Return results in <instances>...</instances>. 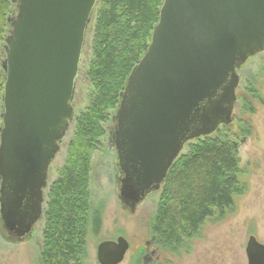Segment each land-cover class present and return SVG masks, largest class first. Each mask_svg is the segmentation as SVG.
<instances>
[{
	"label": "water",
	"instance_id": "obj_1",
	"mask_svg": "<svg viewBox=\"0 0 264 264\" xmlns=\"http://www.w3.org/2000/svg\"><path fill=\"white\" fill-rule=\"evenodd\" d=\"M97 0H14L1 70L0 220L16 238L42 220L48 168L74 121L71 105L85 31ZM264 50V0H163L146 51L132 68L109 132L118 200L130 213L192 139L229 126L237 71ZM123 236L96 246L99 264H120ZM247 264H264L249 235Z\"/></svg>",
	"mask_w": 264,
	"mask_h": 264
},
{
	"label": "trees",
	"instance_id": "obj_2",
	"mask_svg": "<svg viewBox=\"0 0 264 264\" xmlns=\"http://www.w3.org/2000/svg\"><path fill=\"white\" fill-rule=\"evenodd\" d=\"M162 3L163 0L96 1L86 71L91 89L86 108L72 122L74 132L64 165L47 189L41 264H88V229L97 234L102 221V210L90 202L91 156L103 137L109 138L110 127L113 132L111 117L120 93L146 51ZM14 10V0H0V42L1 34L5 35L9 27L7 17ZM3 84L0 65V112ZM107 123L109 129L104 127ZM187 149L166 174L150 224V237L160 249L174 250L185 244L214 211L230 209L233 196L240 190L235 142L211 135L196 138Z\"/></svg>",
	"mask_w": 264,
	"mask_h": 264
},
{
	"label": "rangeland",
	"instance_id": "obj_3",
	"mask_svg": "<svg viewBox=\"0 0 264 264\" xmlns=\"http://www.w3.org/2000/svg\"><path fill=\"white\" fill-rule=\"evenodd\" d=\"M94 13L85 31L78 74L75 79L74 97L71 105L75 116L87 105L91 89L86 71L91 58V38ZM0 42V62L3 59ZM2 51V52H1ZM239 85L237 101L231 125L219 126L212 136L229 138L237 145L238 178L240 190L233 196L234 203L224 212L214 211L204 220L198 232L177 249L159 248L158 260L150 264H247L245 245L249 235L264 244V50L250 57L237 71ZM114 113V112H113ZM75 119V118H74ZM1 125V119H0ZM73 123L62 140L60 150L48 168V187L57 179L64 165L67 146L72 138ZM108 123L105 128L109 129ZM187 142L180 155L187 152ZM119 170L115 151L106 136L101 146L91 156L90 202L102 210L100 231L95 234L88 229L87 263L99 264L96 246L102 240H115L123 236L129 249L120 264H144L150 256L146 242L150 240V224L159 201V191L150 192L137 206L134 213L124 208L117 197ZM47 189L44 192L46 200ZM43 219L32 233L20 241L6 237L0 220V264H41Z\"/></svg>",
	"mask_w": 264,
	"mask_h": 264
},
{
	"label": "flooded vegetation",
	"instance_id": "obj_4",
	"mask_svg": "<svg viewBox=\"0 0 264 264\" xmlns=\"http://www.w3.org/2000/svg\"><path fill=\"white\" fill-rule=\"evenodd\" d=\"M110 129H111V127H110ZM110 129H109V132H111ZM36 224H35V226H36ZM35 226L33 227L32 231L34 230ZM32 231H31V233H32ZM6 237L9 240H13V241H20V240L26 238V237H24V238L18 239L14 235H12L10 233H7V232H6ZM146 249L149 250V254L148 255H150V256H147L145 258L146 259V262L144 264H150V262L154 261L153 258H151V256H155V259L158 260L157 251H158L159 248L155 246L154 238L153 237H150V240L148 242H146Z\"/></svg>",
	"mask_w": 264,
	"mask_h": 264
}]
</instances>
